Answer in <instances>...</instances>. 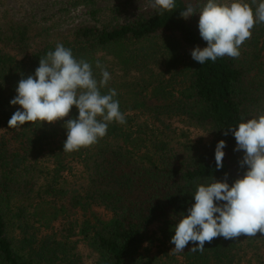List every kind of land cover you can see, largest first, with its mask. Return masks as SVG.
Instances as JSON below:
<instances>
[{"label": "trees", "instance_id": "16d2710c", "mask_svg": "<svg viewBox=\"0 0 264 264\" xmlns=\"http://www.w3.org/2000/svg\"><path fill=\"white\" fill-rule=\"evenodd\" d=\"M139 1L104 10L76 0L48 21L0 14V264H264L259 232L217 237L203 252L189 242L177 253L170 242L198 184L227 174L231 185L247 170L224 132L264 113V24L239 58L199 64L191 50L206 47L198 12L207 0H175L162 14ZM188 4L197 14L185 19ZM57 42L89 62L97 79V61L109 71L101 92L115 89L126 115V124L111 123L97 144L71 153L63 151L64 123L78 116L75 106L52 124L8 126L20 109L10 104L19 80L34 76Z\"/></svg>", "mask_w": 264, "mask_h": 264}, {"label": "clouds", "instance_id": "9594fccd", "mask_svg": "<svg viewBox=\"0 0 264 264\" xmlns=\"http://www.w3.org/2000/svg\"><path fill=\"white\" fill-rule=\"evenodd\" d=\"M150 6L162 14L175 7V0H150ZM198 29L206 47H195L191 57L199 64L216 62L225 56L239 58L241 46L251 38L252 29L264 24V0H207L199 10ZM197 14V8L188 4L180 16L187 19ZM100 71L97 79L92 65L77 59L71 48L57 42L54 51H48L39 60L35 75L19 80L17 95L10 101L19 105L8 121L9 128H18L26 123L52 124L69 117L73 106L78 109L76 118L64 123L67 138L64 152H74L97 144L108 131L111 123L126 124V115L120 110L117 92L106 88L111 74L96 62ZM236 140L234 151L243 150L239 161L241 168L247 166L243 176L231 185L224 180L196 186L192 196L194 203L187 214L181 213L174 226L171 243L177 253L183 252L189 242L195 244L192 252H203L205 242L217 237L238 239L241 236L256 237L264 234V113L251 119L241 118L236 127H228ZM226 142L220 140L215 148L216 168L223 167ZM198 242V243H196Z\"/></svg>", "mask_w": 264, "mask_h": 264}, {"label": "rangeland", "instance_id": "374dc122", "mask_svg": "<svg viewBox=\"0 0 264 264\" xmlns=\"http://www.w3.org/2000/svg\"><path fill=\"white\" fill-rule=\"evenodd\" d=\"M76 0H0V14L6 16L9 14L16 19L28 20V19H43L51 20L52 16L60 11V9ZM118 0H96L97 7L101 9H107L112 6ZM148 0H140L136 5L145 6ZM89 6L85 3L78 7L80 11H85ZM101 11V14L103 11ZM107 11V10H106ZM103 18V17H101ZM106 216L104 211H100Z\"/></svg>", "mask_w": 264, "mask_h": 264}]
</instances>
